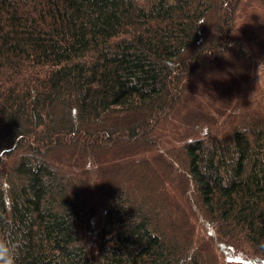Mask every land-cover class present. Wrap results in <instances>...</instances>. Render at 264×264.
<instances>
[{
  "label": "trees",
  "instance_id": "1",
  "mask_svg": "<svg viewBox=\"0 0 264 264\" xmlns=\"http://www.w3.org/2000/svg\"><path fill=\"white\" fill-rule=\"evenodd\" d=\"M263 69L264 0H0L17 264H264Z\"/></svg>",
  "mask_w": 264,
  "mask_h": 264
},
{
  "label": "clouds",
  "instance_id": "2",
  "mask_svg": "<svg viewBox=\"0 0 264 264\" xmlns=\"http://www.w3.org/2000/svg\"><path fill=\"white\" fill-rule=\"evenodd\" d=\"M19 244L8 233L0 234V264H17Z\"/></svg>",
  "mask_w": 264,
  "mask_h": 264
},
{
  "label": "rangeland",
  "instance_id": "3",
  "mask_svg": "<svg viewBox=\"0 0 264 264\" xmlns=\"http://www.w3.org/2000/svg\"><path fill=\"white\" fill-rule=\"evenodd\" d=\"M261 68H258V70H257V72H258V74H259V76L257 77L258 78V80L259 81H261V73H262V71L260 70ZM263 71H264V69H263ZM166 131L167 132H164L163 131V134H162V136H161V138H162V140H164V141H166V142H168V143H170V144H168V145H166L167 147H169L171 150H172V147L174 146V144L176 143V142H174V140H173V137H172V135H171V133H169V129H166ZM172 153H173V151H172ZM168 169V167H164V170H167ZM227 256V255H226ZM226 256H224L223 258L225 259L226 258ZM230 257V256H229ZM230 258H232V257H230ZM234 260L235 259H232V260H230V262H234ZM247 264H250V263H247Z\"/></svg>",
  "mask_w": 264,
  "mask_h": 264
}]
</instances>
